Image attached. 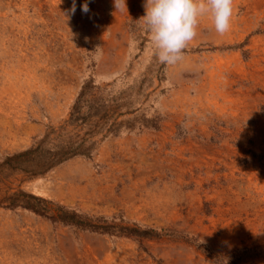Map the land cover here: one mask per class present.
<instances>
[{"label": "rangeland", "instance_id": "374dc122", "mask_svg": "<svg viewBox=\"0 0 264 264\" xmlns=\"http://www.w3.org/2000/svg\"><path fill=\"white\" fill-rule=\"evenodd\" d=\"M85 2L0 0V162L60 132L88 82L137 123L91 159L0 186L135 233L0 206V264H264V0H234L224 35L202 18L175 65L140 26L145 0Z\"/></svg>", "mask_w": 264, "mask_h": 264}, {"label": "trees", "instance_id": "16d2710c", "mask_svg": "<svg viewBox=\"0 0 264 264\" xmlns=\"http://www.w3.org/2000/svg\"><path fill=\"white\" fill-rule=\"evenodd\" d=\"M92 82L86 83L79 95L65 126L57 132L54 128L38 139L30 148L7 156L0 162V184L13 176L22 174L26 178L43 175L73 158L94 157L100 143L110 136H118L124 130L132 131L137 122H117L111 114L124 104L106 102L95 97ZM115 101V100H114ZM115 109H112V108ZM128 110L125 113H131ZM148 127L143 122L140 124ZM0 206L7 209H27L52 222L62 223L80 230L132 235L135 230L109 223L105 217H91L72 208L57 204L24 189L5 191L0 186ZM132 232V233H131ZM135 233V232H134Z\"/></svg>", "mask_w": 264, "mask_h": 264}, {"label": "clouds", "instance_id": "9594fccd", "mask_svg": "<svg viewBox=\"0 0 264 264\" xmlns=\"http://www.w3.org/2000/svg\"><path fill=\"white\" fill-rule=\"evenodd\" d=\"M116 12L128 11L127 0H114ZM145 15L138 21L151 34L158 61L175 65L183 61L184 52L197 37L201 19L210 17L219 35L230 31L234 17V0H145ZM89 4L82 11L89 12ZM72 13L76 6L73 0ZM129 13V11H128Z\"/></svg>", "mask_w": 264, "mask_h": 264}, {"label": "water", "instance_id": "95a60500", "mask_svg": "<svg viewBox=\"0 0 264 264\" xmlns=\"http://www.w3.org/2000/svg\"><path fill=\"white\" fill-rule=\"evenodd\" d=\"M36 180V179H35ZM35 180L33 182H35ZM37 183V182H36ZM36 183H34L33 185H35Z\"/></svg>", "mask_w": 264, "mask_h": 264}]
</instances>
